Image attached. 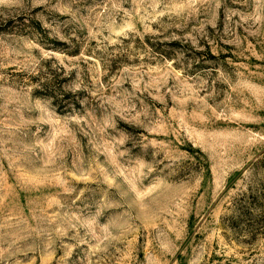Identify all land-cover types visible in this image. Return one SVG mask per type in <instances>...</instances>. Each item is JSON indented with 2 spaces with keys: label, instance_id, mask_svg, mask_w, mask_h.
Here are the masks:
<instances>
[{
  "label": "rangeland",
  "instance_id": "rangeland-1",
  "mask_svg": "<svg viewBox=\"0 0 264 264\" xmlns=\"http://www.w3.org/2000/svg\"><path fill=\"white\" fill-rule=\"evenodd\" d=\"M0 264H264V0H0Z\"/></svg>",
  "mask_w": 264,
  "mask_h": 264
}]
</instances>
